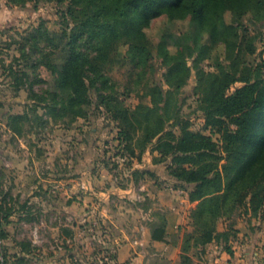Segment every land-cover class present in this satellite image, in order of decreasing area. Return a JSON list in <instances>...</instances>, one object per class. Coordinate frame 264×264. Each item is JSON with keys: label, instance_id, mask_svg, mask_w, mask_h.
<instances>
[{"label": "trees", "instance_id": "16d2710c", "mask_svg": "<svg viewBox=\"0 0 264 264\" xmlns=\"http://www.w3.org/2000/svg\"><path fill=\"white\" fill-rule=\"evenodd\" d=\"M7 1L23 5L28 0ZM47 1L79 4L82 0ZM88 1L92 9L89 15L81 17L69 31L63 28L49 36L54 49L50 53H56L61 62L59 68V63L50 58L39 62L54 74L45 107L52 115L56 112L62 117H84V106L90 102L87 69L95 73L104 71L120 44H127L131 58L145 61L150 47L142 26L160 14H166L170 20L188 17L187 33L171 41L182 42L181 49L171 55L162 51L168 61L163 75L172 89L153 84L146 92L149 103H138L132 108L115 104L109 108L118 125L115 147L125 148L137 160L148 147L150 152H156L152 161L169 158L167 173L176 179L177 185L187 188L190 201H196L189 213L192 230L184 236L183 249L189 243L197 246L226 240L227 232L215 228L218 218L243 207L259 213L264 206V46L258 61L247 60L255 51V40L264 33L259 30L250 34L240 21L246 14L252 24L263 20L264 0ZM225 12L231 15L229 22L224 18ZM205 32L219 35L230 44L223 58H214L209 72L198 65L211 49L201 40ZM185 38L191 39V44ZM83 45H89L94 55L83 51ZM186 57H192L204 127L218 133L220 143L211 135L191 129L187 120L178 116L173 93L186 82L190 69ZM8 68L11 70L12 65ZM236 83L240 85L230 90ZM15 85L16 89L22 86L18 76ZM29 93L36 99L42 98L31 87ZM22 117L26 118V114ZM18 118L10 117L8 124L16 133L19 129L14 119ZM169 120L175 122L176 132L165 128ZM132 145H136L137 153ZM217 174L221 180L215 181ZM9 213L3 212L2 218L6 219ZM155 229L158 233L152 230V237L161 238V227ZM225 249L231 252L230 248Z\"/></svg>", "mask_w": 264, "mask_h": 264}, {"label": "rangeland", "instance_id": "374dc122", "mask_svg": "<svg viewBox=\"0 0 264 264\" xmlns=\"http://www.w3.org/2000/svg\"><path fill=\"white\" fill-rule=\"evenodd\" d=\"M91 10L88 0H82L79 4L28 0L23 5L0 0V264H60L57 259H51L50 254H59L64 243L58 237L57 228H50L49 225L58 226L63 221H71L75 214L69 207V211H65L64 208L59 210L58 206H65L64 202H68L73 196L81 197L84 194L81 192L82 184L96 188L97 185H93L91 179L94 178L93 175L96 178V175L102 172L103 175L109 172L115 175L113 182L116 184L126 185L127 175H123V172H130L133 163L140 162L141 159L130 157L123 147H115L118 125L117 121L112 119L110 109L115 104L132 108L138 103H149L150 98L146 92L153 84H158L163 89H172L171 82L163 75L168 61L162 51L171 55L181 49L182 42L171 41L175 36H184L187 33L189 20L188 17L170 20L166 14H160L150 18L142 26V32L150 47V55L145 61L138 60L137 57L131 58L127 53V44H120L104 71L95 73L86 70L90 102L84 106L85 116L62 117L56 112L52 115L45 103L51 96L48 92L53 87L54 74L39 62L50 58L52 62L59 63V68L61 60L56 53H50L54 49L49 43V36L63 28L69 31L81 17L89 15ZM224 18L229 22L230 13L225 12ZM240 21L242 27H246L250 34L259 30L264 33V19L252 24L246 14ZM261 36V39L255 40V51L247 60H259L264 46V36ZM190 40L185 38L187 44H191ZM201 40L211 49L207 54L209 56L198 62V65L209 72L213 69L214 58H223L230 44L223 37L211 32L203 33ZM162 42L165 43L163 46ZM88 46L83 45L81 49L89 56L94 55ZM186 61L190 67L186 82L173 93L177 100L178 116L187 120L191 129L211 135L213 140L220 143L219 134L204 127L200 96L195 90L196 77L192 57H186ZM10 65L11 70L8 68ZM17 76L22 82L18 89L15 88ZM237 85L240 83L232 85L230 90ZM29 87L42 97L41 100L30 95ZM24 114L26 118H21ZM15 115L20 116L14 119L18 133L11 132L8 126L10 117ZM77 128H83L78 131V136L85 142L90 133L97 132V151L92 149L90 154H85L86 143L82 144L81 165L86 170L84 173L74 169V154H78L74 148L75 140L72 138L74 131L67 133L68 139L62 138L68 132L65 130ZM165 128L177 131L173 120L167 121ZM132 147L137 153L136 145ZM168 163L169 158L161 163L158 169L161 171L160 175L154 173L155 176L151 171L143 173L136 169V178L147 179L148 186L153 188L160 185L163 188L177 186L164 175L167 173ZM80 174L82 178L78 179L75 192L67 197L63 192L67 182H71L69 177H80ZM218 180H221L220 174L215 178V181ZM110 184L111 180L105 177L100 186L103 189ZM117 197L121 200L118 204L131 208L143 203L149 204L150 200L148 196H143L140 201H137L135 196V200ZM49 205H54L55 208L51 209ZM5 211L10 212L6 219L2 218ZM244 216L246 210L243 207L234 209L216 220V230L222 224L225 226L223 230L227 232L226 240L220 239L224 249H231V240H234L237 230L234 225ZM92 234L95 235L96 232L89 227L85 236L89 238ZM73 241V245L80 244ZM26 252L29 253L28 259L21 257ZM12 253L18 257L13 261L7 257Z\"/></svg>", "mask_w": 264, "mask_h": 264}, {"label": "crops", "instance_id": "0c3cea01", "mask_svg": "<svg viewBox=\"0 0 264 264\" xmlns=\"http://www.w3.org/2000/svg\"><path fill=\"white\" fill-rule=\"evenodd\" d=\"M69 130H65L68 132L64 134L65 138H62L68 139L67 133L74 131L72 138L75 140L74 148L78 151V154H74V169L84 173L86 170L81 165L82 144L86 143L85 154H90L92 149L97 151V132L90 133L85 142L78 136V131L83 128ZM152 155H156V152L146 149L140 162H134L130 172H123V175H127L126 185L116 184L113 182L115 175L109 174L110 172L103 175L102 172L97 174L96 178L93 175L94 178L91 179L93 185H97L96 188L82 184V198L73 196L68 202H64L65 206H58L59 210L64 208L65 211H69V207L75 216L73 220L63 221L58 226L49 225L50 228H57L58 237L64 243L59 254H50L51 259H57L60 264H264V206L259 213L245 208L246 216L234 225L237 230L234 240H231V252L222 247L221 240H212L197 246L189 243L184 250V236L192 230L189 213L195 207L196 201L188 199L187 188L184 186L163 188L160 185L153 188L148 186L147 179L136 178L137 170H149L153 176L156 175L154 173L160 175L161 171L158 169L162 162L152 161ZM80 175L69 177L71 182H67L63 192L67 197L75 192L78 179L82 178V174ZM164 175L170 181L176 182L168 173ZM105 177L111 180V184L103 190L100 183ZM138 192L141 199L148 196L149 204L143 203L132 208L118 204L121 200H118L117 196L135 200L134 196ZM49 207L55 208L54 205ZM89 227L93 228L96 234L88 238L85 232ZM156 227H161V238L152 237V230L153 233H158ZM224 228L221 224L217 230L223 231ZM73 240L80 244L73 245ZM110 250L114 252L110 254ZM28 255L26 252L21 257L28 259ZM7 257L12 261L18 258L17 254L13 253Z\"/></svg>", "mask_w": 264, "mask_h": 264}, {"label": "built area", "instance_id": "2783aa9c", "mask_svg": "<svg viewBox=\"0 0 264 264\" xmlns=\"http://www.w3.org/2000/svg\"><path fill=\"white\" fill-rule=\"evenodd\" d=\"M135 199H137V200L141 199V195L139 192L135 194ZM113 252H114V250L109 251L110 254H112ZM234 264H242V263L241 262H235Z\"/></svg>", "mask_w": 264, "mask_h": 264}]
</instances>
